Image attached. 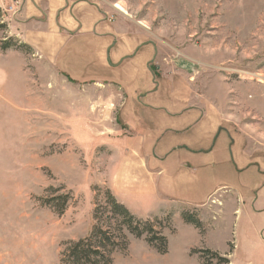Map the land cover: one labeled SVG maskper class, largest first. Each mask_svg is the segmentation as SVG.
Wrapping results in <instances>:
<instances>
[{"label":"rangeland","instance_id":"rangeland-1","mask_svg":"<svg viewBox=\"0 0 264 264\" xmlns=\"http://www.w3.org/2000/svg\"><path fill=\"white\" fill-rule=\"evenodd\" d=\"M88 1L104 8L110 20L122 18L130 30L153 41L159 51L153 67L164 78L160 94L175 90L171 78L198 77L196 89L203 96L197 102L218 105L230 130L213 142L217 157L202 187L203 194L217 189L218 198L207 203L221 206V212L214 218L205 210L202 217L197 214L201 232L182 220L181 211L189 208L182 201L120 194L123 201L120 196L118 201L136 216L164 219L170 213L171 221L163 229L165 254L127 234L128 247L114 254L113 264H206L198 251L205 248L220 250L230 264H264V176L254 166L234 170L230 157L232 149L235 157L241 154L264 168V0ZM10 3L0 0V25H5L0 42L6 39V16L13 19L20 9L8 11ZM6 51L0 49V264H60L64 244L85 237L95 204L103 205V192L93 189H107L101 183L106 176L113 183L114 160L99 161L100 154L107 160L113 149L98 144V132L80 137L88 143L82 149L74 146L70 134L53 125L49 97V102L42 99L49 86L29 64L25 78L19 61L4 57ZM183 61L193 68H183ZM20 96H27L26 102ZM66 193L70 200L57 215L45 202Z\"/></svg>","mask_w":264,"mask_h":264},{"label":"crops","instance_id":"crops-1","mask_svg":"<svg viewBox=\"0 0 264 264\" xmlns=\"http://www.w3.org/2000/svg\"><path fill=\"white\" fill-rule=\"evenodd\" d=\"M13 2L10 5L20 9L13 19L6 16V38L27 45L31 53L7 49L4 57L17 59L25 78L29 64L41 84L49 86L42 99L50 101L53 125L58 131L66 130L74 146L82 149L88 143L80 137L90 139L95 132L100 146L111 145L113 153L107 160L100 154L99 161L114 160L113 183L108 176L101 183L116 198L157 195L184 202L200 217L204 210L216 217L221 206L207 202L217 189L203 194L202 187L212 176L210 166L217 157L213 142L230 130L218 105L197 102L198 95L203 96L196 89L198 77L171 78L175 90L160 94L164 78L153 67L159 52L153 41L130 30L122 18L110 20L94 2ZM191 65L181 62L189 70ZM26 99L19 97L20 102ZM230 157L234 170L254 166L264 176L257 162L244 160L241 154L235 157L232 149ZM225 160L229 161L227 154ZM119 198L123 201V196ZM262 248L264 254V240Z\"/></svg>","mask_w":264,"mask_h":264},{"label":"trees","instance_id":"trees-1","mask_svg":"<svg viewBox=\"0 0 264 264\" xmlns=\"http://www.w3.org/2000/svg\"><path fill=\"white\" fill-rule=\"evenodd\" d=\"M0 26L4 27L5 25L1 24ZM0 49L2 51L17 49L24 50L26 53L30 52L27 45L11 37L0 42ZM93 190L96 193L103 192V205L95 204L93 208V225L90 232L83 238L69 240L64 244V248L59 253L60 264H113L114 254L122 253L128 247L127 234L136 238H144L146 243L158 254L167 252L168 242L163 234V229L166 227L165 223L171 221L170 213L164 219L157 216L143 219L133 214L122 202L118 201L108 188L94 187ZM55 200L59 201L58 204H53ZM69 200L70 196L66 193L50 198L45 204L49 205L57 215H62ZM180 214L185 223L192 224L201 232L204 231L195 209H184ZM198 251L202 253L200 256L202 260H206V264H210L209 262L213 259L223 264H230L229 258L217 251L207 248Z\"/></svg>","mask_w":264,"mask_h":264},{"label":"built area","instance_id":"built-area-1","mask_svg":"<svg viewBox=\"0 0 264 264\" xmlns=\"http://www.w3.org/2000/svg\"><path fill=\"white\" fill-rule=\"evenodd\" d=\"M13 9H14V8H13L12 6H10L9 8H7L8 11H13ZM13 12H14V11H13Z\"/></svg>","mask_w":264,"mask_h":264},{"label":"bare ground","instance_id":"bare-ground-1","mask_svg":"<svg viewBox=\"0 0 264 264\" xmlns=\"http://www.w3.org/2000/svg\"><path fill=\"white\" fill-rule=\"evenodd\" d=\"M122 10V9H121Z\"/></svg>","mask_w":264,"mask_h":264}]
</instances>
